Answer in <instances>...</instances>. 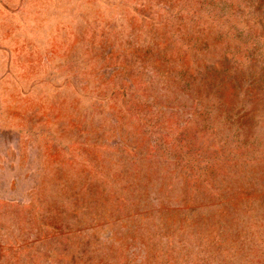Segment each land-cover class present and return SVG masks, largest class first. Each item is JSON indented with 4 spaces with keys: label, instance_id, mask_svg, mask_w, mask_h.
I'll list each match as a JSON object with an SVG mask.
<instances>
[{
    "label": "rangeland",
    "instance_id": "1",
    "mask_svg": "<svg viewBox=\"0 0 264 264\" xmlns=\"http://www.w3.org/2000/svg\"><path fill=\"white\" fill-rule=\"evenodd\" d=\"M0 264H264V0H0Z\"/></svg>",
    "mask_w": 264,
    "mask_h": 264
}]
</instances>
